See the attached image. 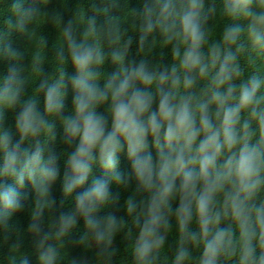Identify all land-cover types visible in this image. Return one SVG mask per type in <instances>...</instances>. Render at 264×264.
I'll return each instance as SVG.
<instances>
[{
	"label": "clouds",
	"instance_id": "obj_1",
	"mask_svg": "<svg viewBox=\"0 0 264 264\" xmlns=\"http://www.w3.org/2000/svg\"><path fill=\"white\" fill-rule=\"evenodd\" d=\"M48 2L0 0V264H264V0Z\"/></svg>",
	"mask_w": 264,
	"mask_h": 264
},
{
	"label": "trees",
	"instance_id": "obj_2",
	"mask_svg": "<svg viewBox=\"0 0 264 264\" xmlns=\"http://www.w3.org/2000/svg\"><path fill=\"white\" fill-rule=\"evenodd\" d=\"M77 2H78V0H49L46 7L49 10L55 9V10L64 11L65 19H67L69 16L72 15L73 11L76 10ZM127 2L129 4V6H132V7L136 6V4H137V0H127ZM217 2H218V0H217ZM125 4H126V0H103V4H101L100 6L108 7L110 14L119 15L124 10ZM88 11H89V14H91V10L88 9ZM40 30L43 32V34L45 36H47L48 47H49V49H51V47L53 46V44L56 43V40H57V29L55 28L54 25L45 23V24H42L40 26ZM12 39H13L15 45L23 48L24 42L17 35L14 34ZM134 39H135V37H134ZM136 47H137V45L134 43L132 46V49H131L132 55H135ZM2 67L6 70V65L2 66ZM62 167H63V159L61 160V169H62ZM127 167H128L127 161L122 156L121 157V168L125 169ZM94 172L96 175H100V171L98 169L94 170ZM53 192H54V195L57 197V200H59V198L61 196L60 183L59 182H57V184L55 185ZM126 195H127L126 192H122V201H123V198L126 197ZM18 219L20 220L21 225L26 228L28 220H29L28 211L25 210V212L20 213L18 215ZM80 227H81V229L83 228L82 223H81ZM117 243L119 244V239H118ZM25 250L31 251L30 239L28 241H26V243H25ZM67 251H68L70 257H79L82 254V250L79 247L74 246L72 244L68 245ZM121 251H123V249H121ZM88 255H89V258H91V253H89ZM117 259H118V264H122L123 256L118 257ZM33 264H35L34 261H33ZM61 264H64V262L62 261Z\"/></svg>",
	"mask_w": 264,
	"mask_h": 264
}]
</instances>
